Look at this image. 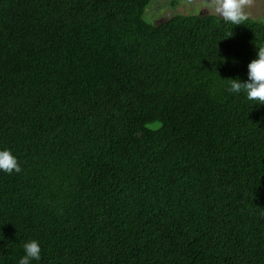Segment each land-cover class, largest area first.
<instances>
[{
  "label": "trees",
  "instance_id": "16d2710c",
  "mask_svg": "<svg viewBox=\"0 0 264 264\" xmlns=\"http://www.w3.org/2000/svg\"><path fill=\"white\" fill-rule=\"evenodd\" d=\"M151 1L0 0V264H264V20Z\"/></svg>",
  "mask_w": 264,
  "mask_h": 264
},
{
  "label": "clouds",
  "instance_id": "9594fccd",
  "mask_svg": "<svg viewBox=\"0 0 264 264\" xmlns=\"http://www.w3.org/2000/svg\"><path fill=\"white\" fill-rule=\"evenodd\" d=\"M246 0H216L215 11L227 23L242 24L248 19L243 8ZM228 94H244L254 105H264V46L257 49L256 57L247 65V79L231 78L226 88ZM0 171L11 174L21 171L17 157L10 149L0 148ZM41 259V245L36 239L23 244V255L18 264H32Z\"/></svg>",
  "mask_w": 264,
  "mask_h": 264
},
{
  "label": "rangeland",
  "instance_id": "374dc122",
  "mask_svg": "<svg viewBox=\"0 0 264 264\" xmlns=\"http://www.w3.org/2000/svg\"><path fill=\"white\" fill-rule=\"evenodd\" d=\"M215 3L216 0H152L147 8V17L158 23L175 13L218 15ZM243 11L249 18L264 20V0H246ZM147 17L145 15L146 19Z\"/></svg>",
  "mask_w": 264,
  "mask_h": 264
}]
</instances>
